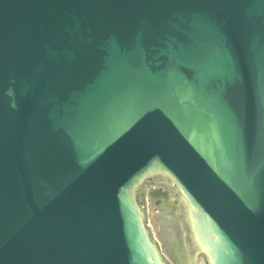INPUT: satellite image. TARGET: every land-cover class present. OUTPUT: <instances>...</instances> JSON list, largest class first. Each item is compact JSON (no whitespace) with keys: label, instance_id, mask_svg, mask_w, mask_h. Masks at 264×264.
<instances>
[{"label":"water","instance_id":"95a60500","mask_svg":"<svg viewBox=\"0 0 264 264\" xmlns=\"http://www.w3.org/2000/svg\"><path fill=\"white\" fill-rule=\"evenodd\" d=\"M0 264H264V0H0Z\"/></svg>","mask_w":264,"mask_h":264}]
</instances>
